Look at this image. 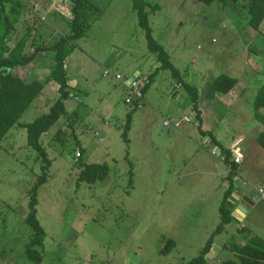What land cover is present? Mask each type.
Here are the masks:
<instances>
[{
    "label": "rangeland",
    "instance_id": "rangeland-1",
    "mask_svg": "<svg viewBox=\"0 0 264 264\" xmlns=\"http://www.w3.org/2000/svg\"><path fill=\"white\" fill-rule=\"evenodd\" d=\"M90 1L101 15L89 17L90 28L66 60L73 85V97L66 102L68 113L41 139L52 160L36 206L45 229L42 264H187L219 226L227 189V164L212 154L214 142L202 131L231 153L244 147L242 140L257 141L264 131V113L256 109L264 69L260 75L254 71L264 68V25L259 29L250 25L245 0H216L211 5L199 0H145L154 38L164 46L182 81L199 90L201 124L184 85L169 68L161 67L149 49L132 0ZM71 6V0L28 1L31 13L25 15V22L33 25L29 54L36 45L69 32L66 22L53 12L69 19ZM50 21L53 27L46 28ZM17 29L10 39L12 47L27 32L25 24ZM249 41L255 42L263 60L252 57V68L234 89L215 92L213 81L232 75V63H241L236 54L247 50ZM42 54L17 74L44 79L51 60L50 55L41 58ZM138 70L144 80L154 76L144 108L133 109L123 83ZM107 71L110 76H105ZM117 74L122 80L116 79ZM53 84H46L20 119L22 125L11 128L0 143V264L29 263L26 250L33 231L26 219L30 192L43 163L28 145L23 125L49 113L58 98ZM237 95H243L240 107L234 103ZM131 112L129 142H125L122 134ZM184 116L192 122H183L181 128L163 124ZM81 148L84 154L77 163ZM87 164H106L108 176L94 184L79 181ZM252 165L247 171L254 179L239 172L237 186L257 203L247 204V216L234 218L215 236L213 250L219 259L210 264L234 258L225 245L235 240L244 243L243 227L264 238V201L252 187L256 178L264 183V168ZM170 239L176 246L164 254Z\"/></svg>",
    "mask_w": 264,
    "mask_h": 264
},
{
    "label": "trees",
    "instance_id": "trees-1",
    "mask_svg": "<svg viewBox=\"0 0 264 264\" xmlns=\"http://www.w3.org/2000/svg\"><path fill=\"white\" fill-rule=\"evenodd\" d=\"M29 0H0V71L6 70V73L0 74V143L6 139L11 131L10 129L20 124V119L24 113L31 107L33 102L43 93L46 84L55 82L58 90V98L51 107L49 113L44 114L32 123L26 126L28 145L32 147L39 154V159L42 160V174L38 177L36 184L30 192V212L26 222L32 228V237L27 246L26 254L29 260L28 264H42L44 260L43 248L45 240V229L43 228L39 218L38 210V196L39 189L47 182L48 170L52 165V160L48 157L46 148L42 145V137L51 127L57 124L61 118L68 113L66 109V102L73 97L70 85V76L66 70V60L74 52L76 42L85 37L90 28L89 17L92 14L101 15V10L98 9L90 0H71L72 6L70 9V18L65 14L54 11L56 18L64 20L68 26L66 34L56 37L52 42L43 45H36L34 52L29 54L26 50L28 42H30V35L32 34L31 22H25V15L31 13L28 7ZM206 4H213L216 0H199ZM135 10L138 11L139 23L144 29L146 39L148 41L149 49L157 56L162 68H169L173 75L179 78L181 85H184L190 97L192 98L194 109L197 111V119L202 124V111L199 109V90L187 82H183L179 70L170 61L169 54L162 44L154 38L152 28L149 25L148 13L146 7L148 6L145 0H132ZM246 8L250 14V25L259 29L264 22V0H245ZM51 16V13H49ZM40 20L39 22H41ZM54 22V21H53ZM37 24V22H34ZM26 25L27 32L21 39L15 42V46L10 44L11 37L17 33L18 25ZM53 27L51 21L46 28ZM19 32V31H18ZM33 40H31V43ZM35 43V42H34ZM42 52H44L42 54ZM41 58L50 55L51 64L44 79H36L29 77H21L17 74L18 69L25 68L34 62L39 54ZM42 59V60H43ZM151 75L147 77L146 83L143 87L144 98L149 85L153 80ZM36 77V76H35ZM38 78V77H37ZM238 81L229 75H221L212 83V88L215 92L228 93L237 85ZM133 109H139L143 106L144 100H134L132 103ZM264 107V85L260 89L257 100L256 109ZM76 113V112H74ZM127 123L122 134L125 142H129L128 131L132 123V112L127 116ZM201 128V126H200ZM204 133V132H203ZM207 134H211L207 132ZM215 141L214 138H212ZM258 143L264 149V132L257 137ZM226 160L229 162L232 153L226 150ZM84 154L83 148L80 150V155ZM80 159L77 161V163ZM237 168L236 164H233ZM109 168L106 164H87L81 168L79 181H85L89 184H94L98 180H103L108 176ZM132 173V172H131ZM234 174L228 177V186L225 191L223 202L220 205V224L214 232L213 237L210 238L207 245L203 248L201 253L193 258L187 264H209L208 256L212 250L214 238L219 233L225 231L226 226L234 219L232 216L233 210L229 206V199L238 191L233 180ZM133 180L131 178V184ZM244 243L241 241H233L229 244V251L234 258L223 261V264H264V238L252 234L246 228L240 229ZM176 246V242L170 239L166 242L162 253L167 252Z\"/></svg>",
    "mask_w": 264,
    "mask_h": 264
},
{
    "label": "crops",
    "instance_id": "crops-1",
    "mask_svg": "<svg viewBox=\"0 0 264 264\" xmlns=\"http://www.w3.org/2000/svg\"><path fill=\"white\" fill-rule=\"evenodd\" d=\"M26 19H28V18H26ZM263 25H264V22H263ZM38 26V25H37ZM245 45H246V48H247V50H242V53H240V54H236V56H238L237 58H236V61H240L241 60V63H232V75H231V77H233V78H236L237 79V81H238V83H237V85L241 82V80H242V75H244L245 74V76H246V74H248V72H249V70H250V67H251V59H252V57L253 58H256V59H262L263 60V58H262V56H261V53L260 52H258L256 49H254V45H255V42H251V41H249L248 43H245ZM240 50V49H239ZM247 51V52H246ZM50 58V57H49ZM51 59V58H50ZM67 64V63H66ZM68 68H70L69 66H68ZM252 68V67H251ZM263 70L264 68H260V69H257V70H255L254 69V71H255V73H258L259 75L261 74V72H260V70ZM118 75V74H117ZM263 75V74H262ZM138 77H140V78H142L141 77V71H135V73H134V75L131 77V78H126V80H125V82L123 83V86H124V89L126 90V92H127V94H128V90H129V83H130V81L132 80V79H134V78H138ZM123 78V77H122ZM122 80V79H121ZM249 80V79H248ZM146 81V80H145ZM180 85H181V83H180ZM54 86H56V84H53V89H55L54 88ZM74 86H76V84H74ZM182 86V85H181ZM72 87H73V85H72ZM236 87V86H235ZM234 87V88H235ZM57 89V88H56ZM146 95V94H145ZM237 98H238V95H237ZM75 99L76 100H78V101H80L79 100V98L78 97H75ZM239 99H241L242 100V102H243V95H240L239 96V98L236 100V101H234V103H236V104H238L239 105V107H240V105L241 104H243ZM257 100V99H256ZM145 98H144V103H143V106H142V108H144V104H145ZM242 108V107H241ZM200 109V108H199ZM201 110V109H200ZM260 111H261V115H263V113H264V107H262V108H260L259 109ZM203 113V112H202ZM239 113V112H238ZM241 115V117H240V119H244V118H246V117H243V116H246V114H245V112L243 111V110H241L240 111V113H239V116ZM185 117H189V116H184L183 117V119L182 120H175V121H171V120H169L171 123L172 122H181L180 124H181V126H182V123L183 122H186L185 120H184V118ZM263 117V116H262ZM190 118V117H189ZM264 118V117H263ZM192 119V118H191ZM167 121V120H166ZM165 121V122H166ZM192 122V121H191ZM165 125V124H164ZM171 125V124H170ZM170 125H168V126H170ZM166 126V125H165ZM174 126V125H173ZM175 127V126H174ZM179 128H181V127H179ZM199 128H200V125H199ZM201 131H202V126H201ZM202 132H204L203 134L205 135V136H207V138H208V141H210L211 143H213L214 142V148L213 149H216V151L217 152H221V151H223V152H221L222 153V155H225L226 154V150L227 149H223L222 148V146L221 145H218V143L216 142V141H213L212 140V138H211V136L210 135H208L207 134V131H202ZM264 131H260L259 133H258V135L256 136V137H258L259 136V134H261V133H263ZM242 142L243 143H245V145H244V147H241V148H239V150H241V152H239V150H237V151H235V153L234 154H237V153H239V154H241V156H242V162H241V164H238L237 165V169H239V171H238V173H236V174H238L239 175V172H241L242 173V175H243V173H245L246 175H249L252 179H254V177L252 176V174L250 173V174H248V171H249V169H250V167H253V165H252V162H254L256 165H257V167H259V169H262V168H264V152H262V151H264V150H262L263 148H262V146L258 143V141H252V139L250 138V140H242ZM220 153V154H221ZM213 154V153H212ZM215 156V155H214ZM216 157V156H215ZM233 159V158H232ZM227 164V163H226ZM240 165V166H239ZM228 169V168H227ZM227 169H226V173H225V179L227 180V186H228V177H229V174H228V172H227ZM248 170V171H247ZM241 173H240V175H241ZM236 174H234V176L236 175ZM256 174H259V173H256ZM241 175V176H242ZM234 179V178H233ZM256 180L258 181V182H256L255 183V185H252V187H253V189L255 190V187L256 186H260V185H264V183L262 182V180H260V179H258V178H256ZM256 191V190H255ZM237 193L238 194H240V197L242 198V200L243 199H245L246 200V203L247 204H255V203H257L256 202V200H255V198H252V197H250V198H246L245 197V195L244 194H242V192H241V190L238 188V191H237ZM239 204V203H238ZM247 204H246V206H247ZM237 208V206H233V208H232V210H233V213H234V211H235V209ZM248 211V210H247ZM232 213V214H233ZM248 214V213H247ZM247 214H246V216H247ZM241 215H243V214H241ZM245 216V214L243 215V216H241V218L240 219H243V218H245L246 217ZM234 219V218H233ZM215 239V238H214ZM237 241H239V240H237ZM229 244H230V242L228 243V244H226L225 245V249H227V250H229L228 248H229ZM213 247H214V242H213V244H212V250H211V252H210V255L208 256V259H209V264H210V261L211 262H213L214 261V259L217 257L218 259H219V254L216 252V251H214L213 250ZM223 262V261H222Z\"/></svg>",
    "mask_w": 264,
    "mask_h": 264
},
{
    "label": "built area",
    "instance_id": "built-area-1",
    "mask_svg": "<svg viewBox=\"0 0 264 264\" xmlns=\"http://www.w3.org/2000/svg\"><path fill=\"white\" fill-rule=\"evenodd\" d=\"M110 75H111L110 72H108V71L105 72V76H110ZM116 79L121 80L122 79V75L121 74L116 75ZM145 83H146L145 80L143 78H140V77L134 78V79H132L130 81L129 90H128V97H127V102L128 103L129 102L132 103L134 100H139V101H143L144 100L143 87H144ZM184 120L186 122H191L192 121V119L189 118V117H185ZM180 123L181 122H172L171 123L169 120H167L163 124H165L166 126L171 124V125H174L176 128H179V127H181ZM213 154L218 156V153H216V152H213ZM78 157H80V153L77 154V158ZM77 158H76V160H77ZM221 159H222V161L225 162L226 157L222 156ZM232 160H233V162L235 164H241V162H242L241 154H239V153L235 154ZM227 168H228L227 172H228L229 175L238 173L237 170H234L233 165L231 163L227 164ZM239 180H240V174L239 175L236 174L234 176V182L237 183ZM255 190L258 193V195L260 197V200L264 201V185L256 186Z\"/></svg>",
    "mask_w": 264,
    "mask_h": 264
},
{
    "label": "water",
    "instance_id": "water-1",
    "mask_svg": "<svg viewBox=\"0 0 264 264\" xmlns=\"http://www.w3.org/2000/svg\"><path fill=\"white\" fill-rule=\"evenodd\" d=\"M7 71L6 70H1L0 71V74L1 73H6ZM239 203V204H238ZM229 206L231 208H233V206H237V208L235 209L234 213L232 214L233 218H238L240 219L241 216H243L245 214L248 213L247 211V208H246V200L243 199L240 197V194L238 193H235L230 199H229V202H228ZM243 214V215H241Z\"/></svg>",
    "mask_w": 264,
    "mask_h": 264
},
{
    "label": "clouds",
    "instance_id": "clouds-1",
    "mask_svg": "<svg viewBox=\"0 0 264 264\" xmlns=\"http://www.w3.org/2000/svg\"><path fill=\"white\" fill-rule=\"evenodd\" d=\"M213 152L218 153V156L215 155L216 157H222V156H225V157H226V155H221L219 152H217L216 149H213ZM213 152H212V153H213ZM213 155H214V154H213ZM234 155H235V154L232 153V156L230 157L229 162H227V160L225 159V163H227V164L231 163L232 165L235 164V163L233 162V160H232V158L234 157ZM80 157H81V155H80ZM80 157H78L77 160H78ZM75 160H76V159H75ZM77 160H76V161H77ZM236 165H238V164H236ZM233 168H234V170L237 169V168H235L234 165H233ZM237 170L239 171V169H237ZM239 174H240V173H239ZM230 175H231V174H230ZM240 178H241V175H240ZM233 180H234V179H233ZM235 185H236V187L238 188L237 183H235Z\"/></svg>",
    "mask_w": 264,
    "mask_h": 264
}]
</instances>
